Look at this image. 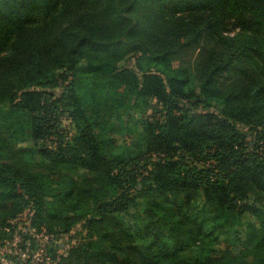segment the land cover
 Listing matches in <instances>:
<instances>
[{
  "label": "trees",
  "instance_id": "1",
  "mask_svg": "<svg viewBox=\"0 0 264 264\" xmlns=\"http://www.w3.org/2000/svg\"><path fill=\"white\" fill-rule=\"evenodd\" d=\"M25 212L35 264H264V0H0V234Z\"/></svg>",
  "mask_w": 264,
  "mask_h": 264
},
{
  "label": "rangeland",
  "instance_id": "2",
  "mask_svg": "<svg viewBox=\"0 0 264 264\" xmlns=\"http://www.w3.org/2000/svg\"><path fill=\"white\" fill-rule=\"evenodd\" d=\"M196 54L197 51H194L193 49L189 50L188 53H183L181 58L177 61L185 66H189L194 60ZM148 62L149 60L143 59L139 63L140 65L145 66ZM129 143L130 141L125 142L123 139H120V145L127 147V144ZM29 224L28 212H25L19 217L18 221L11 223L12 230L10 232L0 234V264H27L26 260L29 257L22 250V246L25 244L22 237L23 232L30 233L35 240V247L38 248V251L35 254L36 256L28 264H35L38 262V258L46 260V256H49L47 252L50 246L47 240L48 238L41 236L42 234L37 233L36 230L29 229ZM81 230L80 227H77L70 235H64L53 242H58L61 249L71 248L83 238L85 233ZM59 253L63 254L62 251H59ZM191 253L193 256H200L199 250L197 249H193ZM49 262L51 261H45L44 264H49Z\"/></svg>",
  "mask_w": 264,
  "mask_h": 264
}]
</instances>
